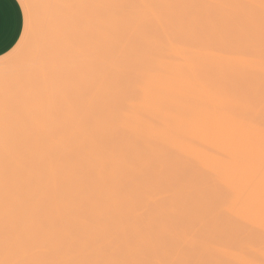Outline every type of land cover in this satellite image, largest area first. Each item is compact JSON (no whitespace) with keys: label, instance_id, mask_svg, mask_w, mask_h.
<instances>
[{"label":"bare ground","instance_id":"bare-ground-1","mask_svg":"<svg viewBox=\"0 0 264 264\" xmlns=\"http://www.w3.org/2000/svg\"><path fill=\"white\" fill-rule=\"evenodd\" d=\"M18 1L0 264H264V0Z\"/></svg>","mask_w":264,"mask_h":264},{"label":"crops","instance_id":"crops-1","mask_svg":"<svg viewBox=\"0 0 264 264\" xmlns=\"http://www.w3.org/2000/svg\"><path fill=\"white\" fill-rule=\"evenodd\" d=\"M22 27L24 13L18 0H0V56L14 46Z\"/></svg>","mask_w":264,"mask_h":264},{"label":"rangeland","instance_id":"rangeland-1","mask_svg":"<svg viewBox=\"0 0 264 264\" xmlns=\"http://www.w3.org/2000/svg\"><path fill=\"white\" fill-rule=\"evenodd\" d=\"M22 9H23V13H24V27H22L21 34H20L17 42L14 44V46L8 52H6L4 55L0 56V60L6 58L7 56H9L15 48H16V51L17 50L20 51V50L24 49V46H25L24 34H25V25H26L25 15H26L27 10H26V8H22Z\"/></svg>","mask_w":264,"mask_h":264},{"label":"snow or ice","instance_id":"snow-or-ice-1","mask_svg":"<svg viewBox=\"0 0 264 264\" xmlns=\"http://www.w3.org/2000/svg\"><path fill=\"white\" fill-rule=\"evenodd\" d=\"M20 7H21V8H25L26 6L23 5V4H21ZM25 31H26V33H27V21H26V25H25Z\"/></svg>","mask_w":264,"mask_h":264}]
</instances>
